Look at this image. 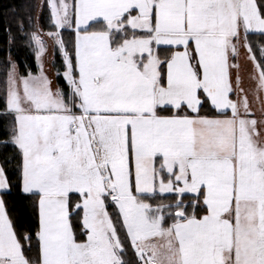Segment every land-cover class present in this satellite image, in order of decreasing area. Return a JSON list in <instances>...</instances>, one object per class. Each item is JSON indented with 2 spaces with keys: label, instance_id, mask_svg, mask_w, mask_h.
<instances>
[{
  "label": "snow or ice",
  "instance_id": "1",
  "mask_svg": "<svg viewBox=\"0 0 264 264\" xmlns=\"http://www.w3.org/2000/svg\"><path fill=\"white\" fill-rule=\"evenodd\" d=\"M36 7L62 67L46 72L33 31L39 71L5 70L0 264H264V0Z\"/></svg>",
  "mask_w": 264,
  "mask_h": 264
},
{
  "label": "trees",
  "instance_id": "2",
  "mask_svg": "<svg viewBox=\"0 0 264 264\" xmlns=\"http://www.w3.org/2000/svg\"><path fill=\"white\" fill-rule=\"evenodd\" d=\"M39 4L40 0H0V82L5 79V70L10 67V63H15L21 74H27L28 71L33 74L38 72L34 43L30 35L36 30L37 19L29 24L28 17L37 18L39 8L36 5ZM48 16V10L45 8L40 20L45 30L49 29L46 23ZM21 22L25 23L23 32L19 30ZM251 39L254 42L261 40L259 36H252ZM54 65L56 69L62 67L61 57L57 52H55ZM58 83L63 84L64 82L58 80ZM1 99L3 98L0 96V110L4 105ZM9 124V120L0 116V137ZM12 154L11 149H0V161L5 156L10 158ZM15 167V164L10 165V171L14 170ZM15 179L13 176L14 181ZM4 198L18 229L34 230L35 222L32 211L27 206L28 202L21 195L19 188H14L12 193ZM30 255L36 256L35 249Z\"/></svg>",
  "mask_w": 264,
  "mask_h": 264
},
{
  "label": "rangeland",
  "instance_id": "3",
  "mask_svg": "<svg viewBox=\"0 0 264 264\" xmlns=\"http://www.w3.org/2000/svg\"><path fill=\"white\" fill-rule=\"evenodd\" d=\"M44 0H40V4L39 5H43ZM45 8H39L38 9V14H37V27L35 32L39 33L42 35V38L47 42L48 45V51L46 52L45 56H44V65H45V70L46 72L54 79L56 80V67L54 65V58H55V49L52 45L51 40L48 39V37L46 35H44L45 33H47L52 29V26L50 24V18L48 16V18L46 19V23H47V27L49 29H44L43 26L41 25L40 20L43 17V12H44ZM49 15V13H48ZM34 43V42H33ZM34 48H35V52H36V46L34 44ZM237 62L240 64V75L242 77L243 80V86L246 90H248L249 92V96L250 99L252 98V94L256 88V81L254 79H252V75L254 72V67L252 62L250 61V59L248 58V54L247 52L241 48L240 50V55L238 57ZM18 70V67H17ZM19 71V70H18ZM38 71H39V67H38ZM36 74V73H35ZM3 81L0 82V96L3 98L1 99L2 103H5L4 100V92H3ZM58 83V81H56ZM254 107L257 109V115H259V106L254 104Z\"/></svg>",
  "mask_w": 264,
  "mask_h": 264
}]
</instances>
